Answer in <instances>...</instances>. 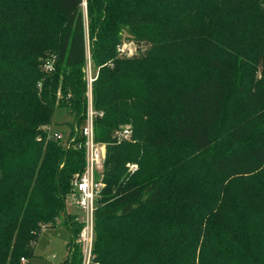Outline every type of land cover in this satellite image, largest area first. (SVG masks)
<instances>
[{
  "label": "trees",
  "instance_id": "obj_1",
  "mask_svg": "<svg viewBox=\"0 0 264 264\" xmlns=\"http://www.w3.org/2000/svg\"><path fill=\"white\" fill-rule=\"evenodd\" d=\"M83 3L0 0V264H29L60 216L61 264L82 263L87 40L107 142L91 264H264V0H87V28ZM57 106L69 147L43 129Z\"/></svg>",
  "mask_w": 264,
  "mask_h": 264
},
{
  "label": "built area",
  "instance_id": "obj_2",
  "mask_svg": "<svg viewBox=\"0 0 264 264\" xmlns=\"http://www.w3.org/2000/svg\"><path fill=\"white\" fill-rule=\"evenodd\" d=\"M128 44H120L118 46L119 54L133 55L132 48ZM45 70H54V63L46 61L44 64ZM91 77V76H90ZM91 83L95 80L90 78ZM93 92L89 93L88 111L85 119V125L82 128V136L84 141L79 145L83 146L86 155V165L82 174H76L72 182L71 196L76 197V203L83 211L82 230L80 235V242L82 250H84L85 257L92 254V245L94 239V225H95V210L97 208L98 199L101 196L104 183L98 176V170L103 168L106 158V145L95 139V109L93 108ZM51 125H44L43 129L46 131L48 137H53L55 140L62 139L63 135L60 132H52ZM132 130L130 127L121 129L117 135L118 138H129ZM70 144H68V147ZM132 170H136L137 166L132 165ZM25 261L24 258H22Z\"/></svg>",
  "mask_w": 264,
  "mask_h": 264
},
{
  "label": "rangeland",
  "instance_id": "obj_3",
  "mask_svg": "<svg viewBox=\"0 0 264 264\" xmlns=\"http://www.w3.org/2000/svg\"><path fill=\"white\" fill-rule=\"evenodd\" d=\"M82 10L85 14V22H86V28L88 26V14L86 12L87 10V0H84V3L82 5ZM87 59H86V65L83 69L84 73H85V77H86V81H87V89H86V93H87V104L89 101V93L92 92V85L93 82L97 79V74L98 71L95 69V66L93 64V61H91V51H90V45H89V41L87 40ZM129 48H132L133 52H135V44H128ZM131 56V55H126ZM55 53H51L50 55H48L47 60L46 61H51L54 63L55 60ZM43 68L45 69V66H43ZM94 77L95 80L91 83L90 78ZM93 96V95H92ZM88 106V105H87ZM96 114V111H95ZM73 121L74 118L73 116L70 114L69 110L65 107H60L57 106L56 107V111H55V115L53 117V121L51 124V131L52 132H60L63 135V138L60 139L62 140L63 144L68 147V144H70L71 139V131L73 129ZM85 124V123H84ZM125 127H130L131 130L133 131L132 125L130 123L127 124H123L120 128L123 129ZM119 130V131H120ZM219 130V129H218ZM118 133V132H117ZM116 133V135H117ZM133 132H131L132 134ZM130 134V136H131ZM117 139L118 135H117ZM123 138H120L119 140H122ZM127 139V138H125ZM104 145H106V150H107V142H101ZM105 155H106V151H105ZM106 159V158H105ZM105 163V161H104ZM132 165H136V164H132L129 163V169H131ZM137 166V165H136ZM104 167V164H103ZM134 172V170H132ZM136 171V170H135ZM103 168L98 170V176L103 179ZM67 203H68V213L73 215L77 221H79V223H82V217H83V211L81 210V208L78 206V204L76 203V197L71 196V194L68 196L67 199ZM60 224H58L55 227H48L46 229H44V231H42L41 236L35 246V255L31 258L29 264H61L69 255L70 250H69V243L72 240V234L68 228V226H66L62 221H63V216H60ZM83 227V226H82ZM81 227V230H82ZM80 232L78 233V243L80 242ZM94 239H93V245H92V254L88 255L87 257H85V253L83 250V260L81 264H91L93 256L95 255V251H94V241L96 238V234H95V225H94ZM82 249V247H81ZM22 262H26L22 260Z\"/></svg>",
  "mask_w": 264,
  "mask_h": 264
},
{
  "label": "crops",
  "instance_id": "obj_4",
  "mask_svg": "<svg viewBox=\"0 0 264 264\" xmlns=\"http://www.w3.org/2000/svg\"><path fill=\"white\" fill-rule=\"evenodd\" d=\"M44 229H46V228H44ZM44 231V230H43Z\"/></svg>",
  "mask_w": 264,
  "mask_h": 264
}]
</instances>
